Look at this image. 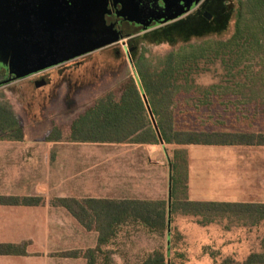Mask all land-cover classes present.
Wrapping results in <instances>:
<instances>
[{
	"label": "trees",
	"instance_id": "16d2710c",
	"mask_svg": "<svg viewBox=\"0 0 264 264\" xmlns=\"http://www.w3.org/2000/svg\"><path fill=\"white\" fill-rule=\"evenodd\" d=\"M211 11L214 21L216 16L214 10ZM216 61L231 77L227 85H212L206 89L196 87L193 76L199 71L200 64ZM136 71L139 83L130 77L121 84L119 97L110 92L99 98L73 121L70 139L74 142L164 143L175 146L170 160V200L54 199V206L66 208L87 230L98 231L97 248L62 254L66 257L84 254L87 264H97L96 254L103 253L101 246L118 241L120 228L126 224L132 226L133 233L143 229L151 236L166 239L165 247L158 246L136 264H183L186 254L178 248V234H173L172 227L176 214L194 217L203 227L223 219L231 223L241 222L246 227H259L264 223L262 203L190 200L187 150V147L196 145L264 146V132L251 129L255 119L241 118L234 112L249 106L256 110L257 105L264 108V0H238L234 7V28L229 38L187 43L155 59L146 57L144 51L138 56ZM194 90L199 93L198 113L193 124L192 120L182 123L176 113L178 100ZM148 107L156 120L157 130ZM218 108H227L236 114L233 117L234 128L227 126L226 118L213 113ZM243 126L249 128L243 129ZM0 131L8 134L9 138L20 140L24 136L11 112L2 107ZM43 201L40 197L0 196V204L35 206ZM24 253L22 246L0 244V255ZM241 264H264V251L250 254Z\"/></svg>",
	"mask_w": 264,
	"mask_h": 264
},
{
	"label": "crops",
	"instance_id": "0c3cea01",
	"mask_svg": "<svg viewBox=\"0 0 264 264\" xmlns=\"http://www.w3.org/2000/svg\"><path fill=\"white\" fill-rule=\"evenodd\" d=\"M81 113L73 117L70 126L53 123L41 138L31 132L32 126L42 128L40 124L16 119L23 138L0 140V196L44 200L35 206L0 204V244L19 245L25 252L0 255V264L88 263L84 254H62L97 248L99 233L87 230L66 208L54 206L56 198L170 200L171 154L167 148L173 145L71 141V125ZM193 147L202 151L194 154ZM236 147H249L254 153L229 155ZM190 148V200L264 204V146ZM241 169L242 175L237 173ZM195 192L200 196L192 197ZM132 231L127 224L120 228V234ZM101 247L97 264H136L150 252L142 250L135 259L126 241H111Z\"/></svg>",
	"mask_w": 264,
	"mask_h": 264
},
{
	"label": "rangeland",
	"instance_id": "374dc122",
	"mask_svg": "<svg viewBox=\"0 0 264 264\" xmlns=\"http://www.w3.org/2000/svg\"><path fill=\"white\" fill-rule=\"evenodd\" d=\"M232 1L236 7L238 0ZM213 10L216 17L214 21H211L212 23L199 19L193 21L181 16L170 20L172 22H165L166 24L155 30L134 38L127 37L103 51L70 61L65 67L54 69L45 74L49 76L51 85L42 91L34 87L32 82L34 78L20 80L2 87L0 88V107L9 110L17 120H24L27 124H40L42 128L31 127L34 137H37L38 134L41 138L46 132H50V127L55 122H58L61 127L70 126L73 117L83 112L98 98L110 92L119 97L120 86L126 79L134 77L139 83L136 61L142 52L146 51V57L155 59L187 43L201 42L208 38H229L234 28V9L226 13V8L221 5L219 8L214 7ZM144 28L147 27L144 26ZM132 44L142 45L141 52L129 54ZM121 45H124L125 51L123 50L122 56L118 57L114 47H122ZM5 66V62L0 60V69ZM198 70L193 76V83L201 89L209 88L212 85L225 86L231 78L219 61L208 64L201 63ZM35 86L37 85L35 84ZM198 94V91L194 90L191 94L180 96L176 113L178 120H181L182 123L185 120H192V124L194 123L193 119L198 113L196 108ZM52 97L53 100H51ZM232 109L234 108L232 107ZM234 112L241 118L253 117L255 123L251 129L256 132H264L263 106L257 105V110L253 106L242 107ZM234 112L227 108H218L213 113L217 117L226 118L227 126L232 128L233 117L236 115ZM195 122L199 124L198 120ZM248 128L243 126V129ZM4 138H8V135L0 131V140ZM187 150L189 158L191 148L187 147ZM167 151L172 157L174 147H168ZM192 151L195 154L202 150L193 147ZM221 151L219 153H226ZM213 153L211 151L210 154ZM234 153L251 155L254 151L249 147H236V151H230L229 155ZM202 167L205 169V166ZM237 173L242 175V169ZM230 179L237 180V177H230ZM218 185L221 184L218 183ZM191 196L198 197L200 194L195 192ZM196 221V218L182 214H176L174 217L173 234H178V248L186 254L183 264H241L250 254L264 251V223L260 227H243L241 222L231 223L229 220L223 219L203 227ZM227 226H232V228L229 230ZM130 234L128 237L121 234L118 242L130 243L132 256L135 259L142 250L152 251L160 245L166 246V239L151 236L143 230Z\"/></svg>",
	"mask_w": 264,
	"mask_h": 264
},
{
	"label": "water",
	"instance_id": "95a60500",
	"mask_svg": "<svg viewBox=\"0 0 264 264\" xmlns=\"http://www.w3.org/2000/svg\"><path fill=\"white\" fill-rule=\"evenodd\" d=\"M192 1L185 0L186 3L180 6V0H165L166 5L161 10L163 16L154 17V20L165 23L184 16L196 3V0L194 3ZM27 4L25 0L21 5L16 0H0V59L12 68L15 79L41 74L113 45L119 40L104 35L108 30L104 20L105 0H85L76 4L68 19L58 27L51 22L40 27L37 21L26 18ZM20 6L23 9L21 15ZM205 17L208 20L212 18L209 13L205 14ZM59 31L64 32L63 45ZM45 84L43 81L37 83V86ZM148 111L157 130L156 120L149 107Z\"/></svg>",
	"mask_w": 264,
	"mask_h": 264
},
{
	"label": "flooded vegetation",
	"instance_id": "af4514ba",
	"mask_svg": "<svg viewBox=\"0 0 264 264\" xmlns=\"http://www.w3.org/2000/svg\"><path fill=\"white\" fill-rule=\"evenodd\" d=\"M85 0H25L27 2L28 10L27 11V17L34 21H37L36 23H39L40 27L46 26L48 23L55 24V27H58L60 23L63 24V21L67 20L69 17V14L71 11L75 10V5L80 4ZM106 1V7L104 8V20H105V26L108 28V30L105 32L104 35H107L108 38H119L118 43L121 40H124L127 37L134 38L136 36L142 35L144 33H147L148 31L155 30L161 25L166 23H158L156 20H154V17L160 18L163 16L161 14V10L165 7V0H105ZM195 0L192 2L194 3ZM19 5L24 2V0H16ZM196 3L193 5L191 10L184 15L186 18H190L193 21L204 20L206 22H211L214 18V14L211 10H213L214 7H221V5H224L226 8V13L230 12L234 9L235 3L232 0H196ZM186 2L185 0H180V6L184 5ZM19 13L21 15V6L19 7ZM211 9V10H210ZM209 13L211 15V19L208 20L205 17V14ZM20 17V16H19ZM183 17V18H184ZM182 20V18H181ZM172 22V21H170ZM147 27V28H144ZM64 32L59 31V36H61L62 39V45L64 42ZM115 42L114 44L116 45ZM53 44V43H52ZM113 44V45H114ZM106 46L102 49H99L95 52L103 51L107 48H110L111 46ZM119 45V44H118ZM122 46V45H121ZM63 48V47H61ZM121 48V49H120ZM142 45L139 44H132L129 54H132L134 52H141ZM114 51L118 57L122 56V47H114ZM1 52V50H0ZM93 52V53H95ZM124 52V51H123ZM1 54V53H0ZM92 54V53H90ZM89 55V54H88ZM1 60V59H0ZM74 61V60H73ZM4 62V61H3ZM70 62L61 64L57 67L51 68L48 71L41 74H37L28 78H34L32 79L33 85L36 89H45L46 87H49L51 85L49 76L45 75L48 72L57 69V68H63ZM6 66L3 69H0V88L5 87L11 83L24 80V79H18L15 80V75L12 73V68L5 62ZM64 74V73H62ZM68 75V74H67ZM66 76V75H65ZM67 77V76H66ZM45 81V85L41 86H35L39 82Z\"/></svg>",
	"mask_w": 264,
	"mask_h": 264
},
{
	"label": "built area",
	"instance_id": "2783aa9c",
	"mask_svg": "<svg viewBox=\"0 0 264 264\" xmlns=\"http://www.w3.org/2000/svg\"><path fill=\"white\" fill-rule=\"evenodd\" d=\"M122 48H123V50L125 51V47H124V45H122Z\"/></svg>",
	"mask_w": 264,
	"mask_h": 264
}]
</instances>
